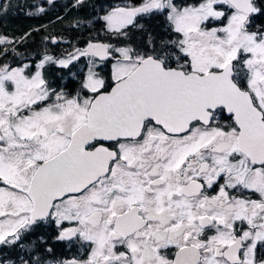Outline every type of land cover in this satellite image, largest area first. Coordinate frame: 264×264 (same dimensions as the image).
Here are the masks:
<instances>
[{
    "label": "snow or ice",
    "instance_id": "1",
    "mask_svg": "<svg viewBox=\"0 0 264 264\" xmlns=\"http://www.w3.org/2000/svg\"><path fill=\"white\" fill-rule=\"evenodd\" d=\"M87 23L34 55L39 29L0 35V264H264V0Z\"/></svg>",
    "mask_w": 264,
    "mask_h": 264
},
{
    "label": "flooded vegetation",
    "instance_id": "2",
    "mask_svg": "<svg viewBox=\"0 0 264 264\" xmlns=\"http://www.w3.org/2000/svg\"><path fill=\"white\" fill-rule=\"evenodd\" d=\"M115 2L117 0H85L82 7H74L75 0H54L51 5L47 3V0H0V3L9 5L7 12L0 15V35L18 37L25 32L39 29L38 32L32 31L26 44L19 46L26 54L34 55L46 36L62 37L77 47H83L89 39V34L95 36L99 31L98 27L92 28L87 22L93 19L101 4L107 7L108 4ZM37 4L46 9L45 13L29 15L30 12H35L34 6ZM76 21H85L86 24L76 29L72 27ZM51 47L59 54L68 45L64 44L60 47L52 45ZM50 76L51 79L59 82V76L55 72ZM62 83L66 84L69 90L76 85L70 76H66Z\"/></svg>",
    "mask_w": 264,
    "mask_h": 264
}]
</instances>
